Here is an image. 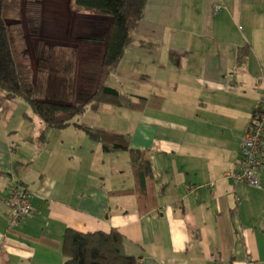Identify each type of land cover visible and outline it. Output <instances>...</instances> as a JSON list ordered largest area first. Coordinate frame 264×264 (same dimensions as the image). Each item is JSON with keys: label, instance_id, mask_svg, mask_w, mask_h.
<instances>
[{"label": "crops", "instance_id": "obj_1", "mask_svg": "<svg viewBox=\"0 0 264 264\" xmlns=\"http://www.w3.org/2000/svg\"><path fill=\"white\" fill-rule=\"evenodd\" d=\"M88 13L86 35L48 43L54 54L68 53L64 61L38 60L48 85L57 78L56 88L72 95L94 92L111 28L109 18ZM107 84L145 99L144 108L102 105L77 121L128 135L148 160L145 185L128 152L104 154L75 126L48 129L24 102L6 101L0 264H63L67 229H116L137 264H264V163L259 187L224 178L239 167V145L264 92V0H147ZM11 181L27 186L32 210L14 228Z\"/></svg>", "mask_w": 264, "mask_h": 264}, {"label": "trees", "instance_id": "obj_2", "mask_svg": "<svg viewBox=\"0 0 264 264\" xmlns=\"http://www.w3.org/2000/svg\"><path fill=\"white\" fill-rule=\"evenodd\" d=\"M146 2L147 0L70 1L73 11L89 12L111 20L95 90L88 95L78 94L76 102L71 103L72 98L67 97V92L63 93V98L59 97L58 102L44 100L48 79L39 70L33 74L26 58L19 51L17 38L12 36L7 24V19L12 14L17 17L20 0H0V108L6 101L24 102L48 129L61 130L75 126L90 141L98 144L104 154L128 152L133 175L142 186L150 175L148 160L143 152L130 148L129 136L89 127L77 120L86 112L95 111L102 105L136 111L144 108L145 99L131 98L111 88L107 81L121 61L132 32L142 20ZM243 62L244 55L238 53V66ZM123 243L124 239L116 229L109 233H80L67 229L61 240L63 264H137L134 257L124 253Z\"/></svg>", "mask_w": 264, "mask_h": 264}, {"label": "rangeland", "instance_id": "obj_3", "mask_svg": "<svg viewBox=\"0 0 264 264\" xmlns=\"http://www.w3.org/2000/svg\"><path fill=\"white\" fill-rule=\"evenodd\" d=\"M82 14L87 15V12H75L69 9V0H20L17 17L12 14L7 19V24L12 36L17 38L19 51L22 57L26 58L34 75L37 73L38 65L39 69L42 67L38 62L41 61L43 65L49 67L52 66V60L62 62L68 56L67 52L54 54L53 49L58 47L48 43L53 42V40L55 42L60 36L69 37L87 34L85 29L89 25L88 15L82 17ZM71 23L73 26L77 25L78 30L82 29L84 33L80 34V31L76 32L68 29ZM72 32L74 33L72 34ZM39 58H42V60L38 61ZM56 79L50 77V85H48L44 100L58 102L60 100L54 99L53 95L59 96L66 92L67 97L71 98V91L56 88V84H54V81H57ZM67 85L69 88L74 89V81L73 84L70 81ZM75 94L78 96V94L81 95V92H73L72 97Z\"/></svg>", "mask_w": 264, "mask_h": 264}, {"label": "built area", "instance_id": "obj_4", "mask_svg": "<svg viewBox=\"0 0 264 264\" xmlns=\"http://www.w3.org/2000/svg\"><path fill=\"white\" fill-rule=\"evenodd\" d=\"M222 7L215 4L213 11L220 12ZM264 163V92L252 120L245 131L239 145V167L224 174V178L232 184H247L259 187L260 182L256 175L257 170ZM6 202L11 210L9 228L30 217V192L26 185L11 181L8 185Z\"/></svg>", "mask_w": 264, "mask_h": 264}]
</instances>
